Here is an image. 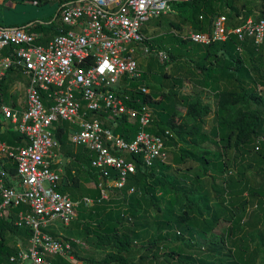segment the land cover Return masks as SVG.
I'll return each instance as SVG.
<instances>
[{
    "label": "trees",
    "instance_id": "1",
    "mask_svg": "<svg viewBox=\"0 0 264 264\" xmlns=\"http://www.w3.org/2000/svg\"><path fill=\"white\" fill-rule=\"evenodd\" d=\"M36 1L39 5L41 0ZM71 1L74 0L61 2L60 10ZM250 1L187 0L173 8L181 11L183 22L190 23L195 33H208L216 15H225L230 26H241L255 15L253 9L249 11ZM255 6L256 19H264L262 3L256 2ZM49 19L52 25L59 24L60 12ZM166 25L181 31L179 25L165 18H159L157 30ZM24 26L0 23L4 28ZM147 34L152 37L151 49L157 47L154 42L165 43L164 37ZM169 36L175 37L172 33ZM176 40L186 51L192 43L187 52L191 65L178 62L168 73L165 65L149 58L140 84L150 90L149 79L158 71L164 90H150L149 94L140 91L138 96L141 105L148 104L154 110V122L147 131L172 134L169 140L173 150L166 163L156 162L149 168L130 157V161L137 163L135 173L128 175L123 189H114L108 200L99 202V185L105 184L107 178L100 179V171L92 167L93 153L70 145L65 128L57 133L60 151L66 159L60 192L73 201L85 197L95 200L94 206L77 209L75 230L91 237L99 249L110 250L104 259L90 258L85 264H258L264 257V46H256L251 37L241 42L235 35L225 42L207 45ZM16 73L10 71L0 77V104L8 100L9 84L16 80ZM185 77H194L197 87L214 96L217 125L210 132L204 125L213 108L201 95L182 94ZM180 103L185 113L178 111ZM15 104L13 107H17ZM138 129L137 122L123 123L118 132L131 141ZM0 142L12 147L29 144L23 135L2 130L1 126ZM3 170L16 172L11 162L0 160V172ZM208 171L216 174L210 186L216 198H221L217 208L205 187ZM132 189L135 191L130 193ZM225 220L229 225L224 234H215ZM156 225L159 234L145 244L147 231ZM164 227L170 231L166 233ZM193 232L209 239V252L192 251ZM31 234L29 229H18L13 222L0 219V264H12L11 258L20 250L15 240L28 243ZM76 246L73 244L74 249ZM72 254L84 261L76 251ZM195 254L203 257L196 261ZM54 262L70 264L60 258Z\"/></svg>",
    "mask_w": 264,
    "mask_h": 264
},
{
    "label": "built area",
    "instance_id": "2",
    "mask_svg": "<svg viewBox=\"0 0 264 264\" xmlns=\"http://www.w3.org/2000/svg\"><path fill=\"white\" fill-rule=\"evenodd\" d=\"M180 1H72L62 8L58 34L46 46L37 44L38 34L0 27V77L13 71L28 79L20 106L0 104L1 129L14 130L29 143L12 147L0 142V160L11 162L16 171L0 172V219L32 232L12 264H55L56 257L79 263L72 257L73 244H83L62 229L71 227L80 206L90 208L95 200L73 201L60 192L66 159L57 140L59 129L65 128L74 148L93 153L92 167L100 171V179L107 178L99 185V202L108 200L114 189H123L128 175L135 173L137 163L130 157L149 168L168 161L172 134L147 131L154 110L141 105L138 96L140 91L150 92L140 84L144 58L170 62L167 52L151 49L146 26ZM253 2L264 6V0ZM257 16L258 12L233 27L225 15H216L211 30L191 33L190 41L207 45L235 35L241 42L254 38L261 48L264 19ZM136 122L135 138L127 141L118 130L123 123Z\"/></svg>",
    "mask_w": 264,
    "mask_h": 264
},
{
    "label": "rangeland",
    "instance_id": "3",
    "mask_svg": "<svg viewBox=\"0 0 264 264\" xmlns=\"http://www.w3.org/2000/svg\"><path fill=\"white\" fill-rule=\"evenodd\" d=\"M187 0H182L180 2L177 3H182L185 2ZM254 0L250 1V4L252 6H250V10L252 9L255 11V14L258 12V8L257 6H255V2H253ZM35 3L36 0H0V20L3 19V15L6 14L5 12H13L11 10L16 9V6L19 5L20 3ZM54 1H50V0H41L40 1V5L45 6V5H50L53 4ZM254 3V4H253ZM176 4V3H175ZM39 5V6H40ZM26 9V13L28 14H32L33 16L38 17L37 11H41L42 8L30 5L28 7L25 8ZM15 12V11H14ZM45 10H42L41 13V17L39 18V20L42 23H45L46 20V15H45ZM181 11H179L176 8H172V10L165 16L163 15L162 17H160L161 19L165 18L168 19V21L174 22L175 24L179 25L181 27V31L180 30H176L173 29L172 27H169L168 25H166L165 28H162V30H157L158 28L156 27V23L158 22V19L152 20L150 21L149 24H147V32H150L152 36H162L164 37L163 41L165 43L160 44L159 42H154V44L157 46L156 48L160 51H165L168 53L171 62L170 63H163L161 61H159L158 59H154L155 61H157V63H161L162 65H165V70L168 73H171L173 71V67L174 64H177L178 62L181 63L183 66L186 65H191L190 62V58L187 56V52L191 51V44L190 41V34L191 33H195V28L191 26L190 23H184L183 22V17L180 15ZM155 30V32H153ZM172 33L175 37H171L169 36V34ZM166 37V38H165ZM183 39L186 40L188 43H190L187 47L189 48V50H185L176 39ZM171 55H174L176 57H172ZM174 59V60H173ZM148 58H144V60L142 61L143 64V69L146 67L147 63H148ZM173 65V66H172ZM172 66V67H171ZM17 75H15V81L12 82L9 88V98L8 100L5 102L8 105L13 106L15 103V105L20 106L25 99L26 96V84L28 82V79L25 75H23L22 73H16ZM158 75V71L154 72V74L150 77L149 79V84H150V90L154 93V90L160 91V90H164L161 86V81L158 79L157 77ZM167 90V89H165ZM182 94H197V95H201L202 97H204V99L206 100V102H208L212 108H213V112L210 115V117H208L206 119V123L204 125V128L207 132H210L213 128L216 127L217 123L215 121V110H216V105H215V99L213 94H211L210 92L207 91H202V89H200L199 87H197V85L194 83V77H191L190 79L188 77H185V81L182 87ZM178 111L181 113H185V109L183 108V105L180 103L177 107ZM208 137H210V135L208 134ZM190 140V139H189ZM190 142V141H188ZM198 144H200V141H198ZM233 154V153H232ZM199 165V164H197ZM205 169L201 170V174L204 173ZM214 175L216 176V174L214 172H209L207 173V175L204 177L206 180H208V186H205L207 189H209V191L211 192V198H213L215 202L214 207H218L219 206V202L221 201V198L218 199L216 198V192L211 188V183H212V177H214ZM188 186H192L191 184L188 183ZM216 198V199H215ZM229 225V223L225 220V221H221L219 226L217 227V229L214 231L215 234L222 236L224 234V229L225 227ZM76 227V223H72L70 228H66L62 229V232H65V234H67V236L71 239L74 240H78L81 241V243L83 244V247L81 246H76L75 249L73 250L76 251V253L79 254V256L84 258V261H79L78 262L80 264H85V260H88L90 258H94L96 260H102L104 259L107 254L110 252L109 249H99L95 244H94V240L90 237L87 238L85 235H81L80 232H77L75 230ZM157 225L156 226H151L149 228V230L147 231V233H149L148 239L145 240V244H148L153 237L157 236L159 234V230L157 229ZM165 228V227H164ZM168 231H170L169 228H165V232L167 233ZM193 247H192V251H197L200 249L203 253H207L209 252L208 246L210 245V241L208 238H203L201 237L199 234H197L196 232H193ZM152 237V238H151ZM189 239V236L186 237V240ZM15 243H17L20 246H27V243L22 242V240L16 241ZM200 247V248H199ZM195 256L197 258L196 261L199 260L198 257H203L200 256L199 254H195ZM72 257L74 259V255L72 254ZM59 258H55V260H57ZM201 262V261H200ZM78 263V264H79ZM202 263V262H201ZM258 264H264V257L262 256V258L260 259Z\"/></svg>",
    "mask_w": 264,
    "mask_h": 264
},
{
    "label": "crops",
    "instance_id": "4",
    "mask_svg": "<svg viewBox=\"0 0 264 264\" xmlns=\"http://www.w3.org/2000/svg\"><path fill=\"white\" fill-rule=\"evenodd\" d=\"M54 1L53 4L50 5H35L34 3H20L16 6V9L11 10L13 12H5L6 14L3 15V19L0 20V23H2L4 26H16L19 24L25 25L24 29L30 33L38 34L39 37L37 39V44L46 46L49 41L53 39L54 36L58 34V30L61 24V20L59 24L52 25L49 17L50 15L60 12L61 10L59 8V5L61 2L65 0H50ZM75 1V0H74ZM72 2V1H71ZM39 3V1H38ZM33 5L39 8H42L41 11H37V16H33L32 14L26 13V7ZM45 10L46 20L45 23H42L39 18L41 17L42 10ZM1 10V9H0ZM15 11V12H14ZM41 28V29H40ZM5 52H3L4 54ZM18 73V72H17ZM27 85V84H26ZM26 89V87H25ZM6 104V103H5ZM28 244V243H27Z\"/></svg>",
    "mask_w": 264,
    "mask_h": 264
}]
</instances>
